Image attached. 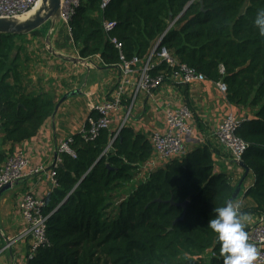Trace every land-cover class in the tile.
<instances>
[{
    "label": "trees",
    "instance_id": "obj_1",
    "mask_svg": "<svg viewBox=\"0 0 264 264\" xmlns=\"http://www.w3.org/2000/svg\"><path fill=\"white\" fill-rule=\"evenodd\" d=\"M261 9L264 0H110L103 9L101 0H83L68 24L80 59L97 56L104 69H116L120 56L144 63L165 34L159 48L174 66L155 58L152 78L173 82L185 66L226 85L227 102L249 112L237 116L235 137L245 144L240 162L253 184L243 197L250 203L238 205L245 216L257 217H264V37L254 25ZM105 21L114 23L108 32ZM38 36V30L0 34L2 148L35 137L55 109L48 93L28 86V37ZM88 117L99 114L93 110ZM114 134L101 130L90 139L78 132L68 142L72 153H59L56 186L44 198L47 244L26 264H223L208 221L237 185L214 170V150L197 146L140 177L153 154L149 138L129 126L113 140ZM11 153L0 151V164ZM183 203L185 209L177 206Z\"/></svg>",
    "mask_w": 264,
    "mask_h": 264
},
{
    "label": "crops",
    "instance_id": "obj_2",
    "mask_svg": "<svg viewBox=\"0 0 264 264\" xmlns=\"http://www.w3.org/2000/svg\"><path fill=\"white\" fill-rule=\"evenodd\" d=\"M48 24L49 22L42 25L44 28L38 29L40 36L28 37L31 46L29 49L33 51L27 77L28 86L33 90L41 89L48 93L55 106L69 92L76 91V94L69 96L59 105L32 139L11 149L2 148L0 144V151H4L6 155L10 150V155L21 152L28 160L25 176L0 197V264H26L27 261L25 241H17L3 250L7 242L18 236L24 226L16 209L18 196L31 193L45 198L51 192L47 174L58 158L60 145L83 129L91 107L111 98L118 83V70L104 69L99 57L90 58L88 66L83 62L84 59H80L67 26L59 21L56 23L59 24V30L54 32L53 27L48 30ZM139 66L140 64L137 65ZM133 81L130 80V84L125 86L123 109L112 116L110 130L113 132L120 125L131 103ZM180 104L187 106L192 116V133L185 138L187 151L200 145L210 146L214 150V170L217 173L229 174L237 187L241 183L239 196L233 205L243 201L245 191L253 184V176L248 172L242 182L243 172L238 164L223 152L215 137V129L227 115L234 114L243 118L249 112L229 104L226 97L219 93L215 83L206 80L201 84L186 86L167 81L151 93L142 90L125 126L150 138L152 133L165 129L167 110ZM143 175L140 173L139 176ZM244 202L250 203L247 199ZM245 217L243 222L245 229H248L256 222L257 216Z\"/></svg>",
    "mask_w": 264,
    "mask_h": 264
},
{
    "label": "built area",
    "instance_id": "obj_3",
    "mask_svg": "<svg viewBox=\"0 0 264 264\" xmlns=\"http://www.w3.org/2000/svg\"><path fill=\"white\" fill-rule=\"evenodd\" d=\"M39 1L41 0H0V19H19L23 15L31 12ZM82 1L83 0H60L59 21L67 26L68 31L69 21L75 9ZM109 1L110 0H101V9L105 8ZM113 26L114 23L112 22H103V28L107 32L110 31ZM164 36L165 34L156 42L150 54L142 64L137 58H133L130 62H126L122 56H120L121 63L116 68L119 75L118 83L113 90L111 98L91 107V111H97L99 117L96 120L87 117L86 121L89 124V129L88 131L81 129L79 133L92 139L99 131L109 130L112 116H115L123 109L122 99L126 93L125 86L130 84V80H134L131 84V103L120 125L114 130L115 134L113 140L116 138L120 129L125 127L139 92L143 90L147 93H151L163 83L161 77L154 79L149 74L150 69L154 66V59L156 58L161 62H165L171 67L174 66V62L166 49L163 47L159 48L160 41ZM111 42L117 49H120V44L115 39H112ZM88 60L89 59L83 60V62H86L87 66L88 63H90ZM138 64H140L139 67H137ZM177 70L178 71L172 75L173 82L192 86L206 81L202 74L196 73L185 66H181ZM215 86L219 93L225 96L227 89L226 85L223 82H218L215 83ZM191 120V110L183 104L167 110L165 113V129L162 132L156 131L152 133L149 138L153 154L141 168V174H144L143 177L153 169L164 166L171 160L180 159L187 153L185 138L192 133ZM240 123L241 120L236 115L229 114L220 121L215 129V137L222 147L223 152L228 156L230 155L236 164H239L241 161L242 154L245 150V144L235 137V130L239 127ZM68 142H70V140L60 145L58 150L59 153H72L68 147ZM59 162L60 159L56 158L47 174L51 191L56 186L54 169L57 168ZM27 167L28 160L21 152L14 153L7 157L4 163L0 164V189L8 184L13 186L16 182L21 180L25 176L24 171ZM44 208V198H40L31 193H24L18 196L16 209L24 226L18 236L12 238L9 243L7 242V246H5L3 250L9 248L17 241H25L27 243L26 259L28 260L39 247H43L47 244L46 222L49 215L43 213ZM246 231L249 236V242L253 243L260 253L255 264H264V217H257L256 222L251 224Z\"/></svg>",
    "mask_w": 264,
    "mask_h": 264
},
{
    "label": "clouds",
    "instance_id": "obj_4",
    "mask_svg": "<svg viewBox=\"0 0 264 264\" xmlns=\"http://www.w3.org/2000/svg\"><path fill=\"white\" fill-rule=\"evenodd\" d=\"M254 25L259 35L264 37V9L257 12ZM216 216L208 221V227L215 232L220 243L223 264H255L260 253L257 247L249 242L245 230V214L239 205L228 202L215 209Z\"/></svg>",
    "mask_w": 264,
    "mask_h": 264
},
{
    "label": "water",
    "instance_id": "obj_5",
    "mask_svg": "<svg viewBox=\"0 0 264 264\" xmlns=\"http://www.w3.org/2000/svg\"><path fill=\"white\" fill-rule=\"evenodd\" d=\"M40 7L34 11L30 17L24 18L19 22V19H0V34H9V35H28L29 33L38 30L42 25L47 22H51V27L54 28L55 24L59 22V8L60 0H41ZM171 20V18H170ZM76 94V91L69 92L64 95L61 100L55 106L54 112L57 110L60 104H62L69 96ZM239 167L243 168L242 162H239ZM245 170V176L248 174V170ZM241 183H239L234 194L228 202H234L237 200L240 192ZM12 188V185H5L0 189V197L3 193L9 191ZM227 202V203H228ZM171 205H174L172 200L169 201ZM182 209H185L186 203L177 205ZM182 219V218H181Z\"/></svg>",
    "mask_w": 264,
    "mask_h": 264
},
{
    "label": "rangeland",
    "instance_id": "obj_6",
    "mask_svg": "<svg viewBox=\"0 0 264 264\" xmlns=\"http://www.w3.org/2000/svg\"><path fill=\"white\" fill-rule=\"evenodd\" d=\"M40 4H41V2L39 1L37 4H36V6H35V8L31 11V12H33V11H35L39 6H40ZM31 12H29V13H27V14H25V15H23L21 18H24V17H26V18H28V17H30L31 16ZM25 18V19H26ZM48 23V22H47ZM51 22H49V24H48V30L51 28ZM45 25V24H44ZM171 25V24H170ZM43 26H41V28H42ZM44 28V27H43ZM59 30V24H55V27H54V32H57ZM31 47V46H30ZM36 48V47H35ZM43 51V50H42ZM181 261H179L178 263H180Z\"/></svg>",
    "mask_w": 264,
    "mask_h": 264
},
{
    "label": "bare ground",
    "instance_id": "obj_7",
    "mask_svg": "<svg viewBox=\"0 0 264 264\" xmlns=\"http://www.w3.org/2000/svg\"><path fill=\"white\" fill-rule=\"evenodd\" d=\"M39 7H40V6H39ZM39 7H38V8H39ZM38 8H37V9H38ZM37 9H36V10H37ZM36 10H35V11H36ZM33 12H34V11H33ZM33 12H31L30 14H32ZM24 18H26V17H24ZM24 18H20V20H18V21L21 22V20H23Z\"/></svg>",
    "mask_w": 264,
    "mask_h": 264
}]
</instances>
